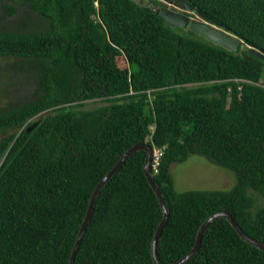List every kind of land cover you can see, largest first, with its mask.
<instances>
[{
	"label": "trees",
	"instance_id": "trees-1",
	"mask_svg": "<svg viewBox=\"0 0 264 264\" xmlns=\"http://www.w3.org/2000/svg\"><path fill=\"white\" fill-rule=\"evenodd\" d=\"M187 1L241 39L240 53L169 26L160 0H0L9 16L21 5L40 22L0 30V58L27 64L34 84L0 110V264H69L93 190L137 143L162 151L152 170L169 210L162 264L185 257L221 211L264 244V60L249 53L264 54V0ZM91 101L105 104L84 108ZM191 154L235 185L177 192L170 166ZM145 159L134 152L101 188L74 264H154L162 210ZM184 264H264V251L218 218Z\"/></svg>",
	"mask_w": 264,
	"mask_h": 264
},
{
	"label": "water",
	"instance_id": "water-1",
	"mask_svg": "<svg viewBox=\"0 0 264 264\" xmlns=\"http://www.w3.org/2000/svg\"><path fill=\"white\" fill-rule=\"evenodd\" d=\"M165 3L173 4L175 7H178L186 12H192L195 14V16L198 19H191L188 16L181 14L179 12H176L174 10H171L167 7H159L154 10L155 14H159L161 18L171 27H180L183 29H187L193 33H196L208 41L212 42L213 44L219 45L220 47L227 49L229 51H232L234 53H240L242 47H243V41L234 35H232L230 32H228L226 29H224L221 24H219L217 21L209 17L205 12L202 10L195 8L194 5L189 3L187 0H160ZM249 53L252 55H255L259 57L260 59L264 60V54L259 52L256 49L249 48ZM34 124L32 125V127ZM31 127H29L26 132L30 130ZM143 150L146 152V159L143 167V171L145 174V177L153 189L162 210V218L159 224L157 225V228L154 232L152 241H151V257L154 262V264H162L157 256V240L158 237L165 226V224L168 221L169 218V210L167 208V205L164 201V198L156 185L153 174L151 172V159L153 155V148L150 145L143 144V143H137L130 147L128 150L125 151V153L121 156L119 161L113 166V168L103 177V179L97 184L95 189L93 190V193L91 195V198L89 200V204L87 207L86 215L82 221V224L79 228L73 249L70 253L69 257V264H74V257L75 254L79 248L81 239L83 237V234L85 232V229L88 225V222L91 217V213L94 206L95 198L97 197L99 191L101 188L105 185V183L115 174V172L123 165V163L126 161V159L133 154L136 151ZM218 218H225L229 221V223L232 225V227L235 229V231L238 233L240 238L244 240L245 242L257 247L258 249L264 251V244L260 243L259 241L251 238L248 236L236 223V221L233 219V217L227 212V211H221L214 213L211 215L199 228L197 235H196V241L192 249L189 251V253L180 259L179 261H176L174 263L170 264H184L187 261L190 260V258L195 254V252L198 250L202 234L206 227L212 223L214 220Z\"/></svg>",
	"mask_w": 264,
	"mask_h": 264
},
{
	"label": "rangeland",
	"instance_id": "rangeland-1",
	"mask_svg": "<svg viewBox=\"0 0 264 264\" xmlns=\"http://www.w3.org/2000/svg\"><path fill=\"white\" fill-rule=\"evenodd\" d=\"M38 23L40 24L37 15L25 6L18 5L17 12L9 16L0 5V30L21 31L23 26L26 29H37L40 28ZM22 62L14 58H0V110L32 97L34 84L32 83L31 71L27 68V64ZM116 63L121 68L127 66L122 56L116 58ZM18 65L24 66L23 70H16ZM261 84L264 85V71ZM102 104L105 103L91 101L84 108H93ZM170 173L177 192L229 190L236 183L234 173L212 164L198 154H191L184 161L171 164ZM261 202V198H258L257 204L260 205Z\"/></svg>",
	"mask_w": 264,
	"mask_h": 264
},
{
	"label": "built area",
	"instance_id": "built-area-1",
	"mask_svg": "<svg viewBox=\"0 0 264 264\" xmlns=\"http://www.w3.org/2000/svg\"><path fill=\"white\" fill-rule=\"evenodd\" d=\"M161 154H162L161 149L153 148V155H152V159H151V169L154 172H157L158 165H159V158H160Z\"/></svg>",
	"mask_w": 264,
	"mask_h": 264
},
{
	"label": "flooded vegetation",
	"instance_id": "flooded-vegetation-1",
	"mask_svg": "<svg viewBox=\"0 0 264 264\" xmlns=\"http://www.w3.org/2000/svg\"><path fill=\"white\" fill-rule=\"evenodd\" d=\"M162 2V1H161ZM166 6L165 7H167V8H169V9H171V10H174V11H176V12H179V13H181V14H184V15H186V16H188L189 18H191V19H197V17L195 16V14L194 13H192V12H186V11H183L182 9H180V8H178V7H175L173 4H170V3H165V2H163ZM155 7H157L156 5H155ZM160 7V6H159ZM158 7V8H159ZM164 7V6H163Z\"/></svg>",
	"mask_w": 264,
	"mask_h": 264
},
{
	"label": "clouds",
	"instance_id": "clouds-1",
	"mask_svg": "<svg viewBox=\"0 0 264 264\" xmlns=\"http://www.w3.org/2000/svg\"><path fill=\"white\" fill-rule=\"evenodd\" d=\"M153 148V147H152ZM151 172H152V169H151Z\"/></svg>",
	"mask_w": 264,
	"mask_h": 264
}]
</instances>
